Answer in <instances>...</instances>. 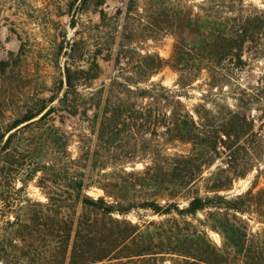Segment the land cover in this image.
Wrapping results in <instances>:
<instances>
[{
	"label": "trees",
	"instance_id": "trees-1",
	"mask_svg": "<svg viewBox=\"0 0 264 264\" xmlns=\"http://www.w3.org/2000/svg\"><path fill=\"white\" fill-rule=\"evenodd\" d=\"M138 1L129 0L127 9H135ZM245 1L204 0L199 7L200 13H193L183 0H145L144 14L154 15L155 26L169 31L175 39L167 60L156 52L138 53L132 75L121 80L112 77L107 87L102 83L89 95L80 89L97 77L98 62L93 56L85 68L67 62L60 81L61 96L37 100L34 107L17 113L4 129H0V173L6 174L3 179L24 165L31 175L42 174L38 183L47 190L46 202L33 204L44 207L43 219L57 227L58 264L101 261L105 264H157L160 258L156 257L164 254L171 256V264H264V229L249 231L243 217L254 212L264 219V190L256 193L248 190L233 197L218 193L227 191L232 179L243 176L252 163L246 161V166L233 171L217 167L207 186L212 194L193 195L183 207L168 200L164 203L143 201L141 207L157 215L175 213L181 219L170 217L140 225L114 216L130 209L128 204L118 200L122 198L118 193L121 189L114 179L90 180L104 191V196L94 198L83 191L91 184L84 181L82 172L71 166L75 161L66 154V136L50 119L57 111L74 114L80 107L84 113L94 108V117L100 116L97 140L100 146H110L111 159H116L117 155L138 156L144 147L135 143L123 151L124 138L136 141L140 135L145 142L144 136L152 133L157 140L156 162L142 171L143 180L154 183L155 196L173 198L213 163L218 155V143H222L223 138L256 136L253 119L244 114L229 109L226 112L214 107L209 109L204 104L191 110L181 100L187 96L183 89L202 71L211 79L208 84L215 87L213 82L219 79L220 62L227 59V63H233V57H240L235 50L241 51L253 42L256 33H264V10ZM70 52L72 57L74 44ZM165 65L177 75L175 87L155 81L147 83ZM209 93L214 94L212 90ZM54 100L56 105L52 104ZM30 126L39 142L37 151L40 153L48 142L61 153V158L64 157L60 163L51 159L43 161L40 155L33 154L34 148L26 149L20 159H14L12 141ZM177 143L188 144V152L167 155L166 145ZM117 150L119 153H115ZM234 154L231 152L229 157L234 158ZM121 172L134 174L124 169ZM6 182L0 179V202L3 203L7 200L4 195L8 187ZM105 196L112 197L113 201L105 200ZM6 204L10 212L13 203L7 200ZM202 211H206L205 218H195ZM39 214L40 210L30 209L28 215H16L11 223L29 235ZM186 216L194 217L202 227L187 220ZM9 222L7 219L6 223ZM209 230L220 235L221 245L211 240ZM25 262L17 261L16 264H27Z\"/></svg>",
	"mask_w": 264,
	"mask_h": 264
},
{
	"label": "rangeland",
	"instance_id": "rangeland-1",
	"mask_svg": "<svg viewBox=\"0 0 264 264\" xmlns=\"http://www.w3.org/2000/svg\"><path fill=\"white\" fill-rule=\"evenodd\" d=\"M183 1L193 13H200L199 7L204 0ZM128 2L0 0V129H4L17 113L34 107L37 100L47 99L51 95L60 97V81L63 80V68L67 62L85 68L92 56L96 59L99 65L97 77L80 89L89 95L102 83L107 87L112 77L117 76L121 80L132 75L138 53L156 52L167 60L172 53L174 37L169 31L155 26L154 15L144 14L142 8L145 0H139L138 6L131 11L127 9ZM245 3L264 10V0H246ZM252 41L241 51L235 50L234 53H239L240 57H233V63H227V59L220 62L219 79L213 82L215 87L208 84L211 79L206 71H202L189 87L183 89L187 96L181 97V100L191 110L198 104H204L209 109L214 107L223 112L229 109L246 115L253 119L255 138H223L224 141L218 143V155L213 163L204 168L201 176L191 182L186 190L173 198L155 196L154 183L143 180L145 175L142 171L156 162L155 135L148 132L144 136L145 142L140 135H137L136 141L125 137L123 151L135 143L138 147H144L143 151L138 156L125 158L117 155L116 159H111L110 146H100L97 140L100 116L94 117V108L85 113L81 107L74 114L65 110L52 113L50 119L66 136V154L75 161V165L71 166L82 172L84 181L91 184L83 191L94 198L104 196V191L90 180L114 179L119 184L121 190L118 193L122 197L116 199L130 206L125 214L114 216L141 225L150 220L158 222L170 217L181 219L175 213L157 215L151 209L141 207L140 203L145 200L164 203L168 200L183 207L193 195H211L207 186L214 178L217 167L233 171L246 166V161L252 163L243 176L232 179L227 191L218 192L221 195L233 197L248 190L252 193L264 190V33H256ZM73 44L75 53L71 57L70 48ZM176 78L175 71L165 65L147 83L155 81L175 87ZM211 90L214 94L209 93ZM56 103V100L52 102L53 105ZM33 129L30 126L20 131L12 141L14 159H20L26 149L34 148L33 154L40 155L43 161L51 159L54 163H60L64 157L61 158V153L48 142L40 153L37 151L39 142L32 135ZM189 148L188 144L181 143L166 145L165 153L172 156L186 153ZM233 151L235 157L230 158L229 154ZM100 163L103 165L99 166ZM122 169L134 174L126 175L121 172ZM5 175L0 173V179L6 180L8 185L4 195L13 206L9 212L7 200L6 203L0 202V264H16L17 261L58 264L60 244L57 227L43 219L44 207L33 204L46 202L47 190L38 183L42 174L37 172L31 175L30 169L24 165L3 179ZM104 198L113 201L112 197ZM30 209L40 210L41 214L27 235L24 229H19L11 222L15 221L16 215H28ZM205 213L198 212L195 218L203 219ZM243 217L248 222L249 231L264 229L263 216L253 212ZM195 218L186 216L187 220L202 227ZM7 219L9 224L6 223ZM208 234L213 242L221 245V237L216 231L209 230ZM71 242L72 238L68 250ZM170 257L168 254L158 255L156 258L160 259L157 264H171ZM105 263L101 261L95 264Z\"/></svg>",
	"mask_w": 264,
	"mask_h": 264
}]
</instances>
